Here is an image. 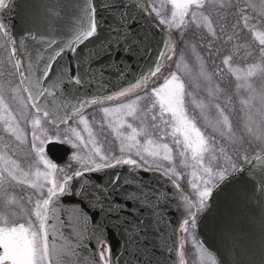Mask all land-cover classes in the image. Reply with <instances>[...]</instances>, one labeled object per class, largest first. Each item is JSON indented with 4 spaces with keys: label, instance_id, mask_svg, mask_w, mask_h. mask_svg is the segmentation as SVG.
<instances>
[{
    "label": "snow or ice",
    "instance_id": "obj_1",
    "mask_svg": "<svg viewBox=\"0 0 264 264\" xmlns=\"http://www.w3.org/2000/svg\"><path fill=\"white\" fill-rule=\"evenodd\" d=\"M171 4V16L162 12L155 4L150 10H146L143 4L136 5L148 15L152 13L158 18V25L166 26L167 29H177L181 32V39L187 30L195 26L196 28H207L208 33L215 40L217 38L216 29L213 27L214 19H211L213 12L228 13L236 24L232 25L233 33L236 35L237 27L248 29L250 33L254 32L258 27L264 29V0H248L246 7L251 9L255 15H249L245 12V7H241L237 0H221L218 4L217 0H169ZM6 7L5 0H0V9ZM95 7L90 2L88 11L83 22L76 29L70 40L58 43L55 39H47L43 36H32L33 47L28 49L25 46V40L20 39L19 42L8 32L5 25L0 24V38L4 43L0 44V48L7 53V59L3 61L4 65H11L8 75L13 79L18 75L20 83L13 91L27 92V101H30V107L35 109L37 114L43 115L44 122L51 121L53 128L59 129L60 125H64V130L56 131L52 136L45 135L40 119L33 122L32 148L35 157L43 164L45 171L41 173L37 171L35 178L30 174L24 173L19 169L15 161L6 160L3 167H0V184L3 182L16 181L28 186L35 191L36 199L30 216H34V220L29 218L25 223H18L14 213H11L5 204L0 209L3 215L0 216V264H66L68 257H75L73 264H114L112 251L106 241L100 240L97 245V260L86 259L79 255L78 249L85 245L88 236L94 235L102 226L99 224H91L90 217L83 210L79 209L76 216L75 245H72L66 237H64L61 229L64 221L60 219V197L70 191L71 183L75 180H81L82 188L77 189V195L85 196L90 204L100 209L106 218L119 219L120 209L112 202L109 188L97 185L91 191H84L83 186L88 184L85 179L87 174L96 171H102L117 168L123 165L134 166V169L143 170H160L163 161H171V149L167 143H160L150 139L153 131L164 132L167 126H171V136L175 139V143L179 147L183 144V150L180 155L185 157L187 165V153L191 151L193 168H203L204 176L200 177V182L193 179L191 183L192 198L180 193L181 199L185 206L192 209L189 217L185 219L179 226V230L184 233L190 232L191 228L196 227L197 214L206 207V200L211 196L212 190L226 176L235 171L241 170L237 164L229 161V167H225L220 171H214L213 166L204 167L202 161V153L207 151V141L196 128L195 124L188 117L185 109V96L191 93L185 92V84L180 76L171 73L169 78L165 79L162 87H152L149 91V83L152 78H156L164 68L165 61H171L175 54V48L171 44L170 39H165L160 50L155 55V60L151 68L143 73L134 83L122 88L121 90L109 95H97L89 99L73 101L68 99L60 92V82H51L49 80L53 65L63 56L66 50L73 53L87 41L92 40L97 35L98 25L95 19ZM118 23L124 25L127 23L126 14L122 13ZM224 33L223 27L220 29ZM128 33L121 32L119 40L127 41ZM232 36L228 37L230 41ZM132 43H135L133 41ZM225 43V42H221ZM259 57L261 61L260 76L264 77V34L258 35ZM11 45V47H9ZM104 48H108L109 44L105 43ZM212 43H209V56L213 55ZM125 51H129V47H125ZM20 52V55L17 53ZM220 49H217V53ZM26 57L27 63H24ZM231 57L226 56L223 60L224 65H228ZM255 65L249 67L245 71L240 69H230L235 75L237 81L246 82L255 74ZM124 73H121L123 76ZM204 78L211 84L212 76L207 73ZM72 81L79 85L81 78L79 76L71 77ZM244 83H238L237 88H243ZM11 88V82L7 87L0 89V110L5 115H11L7 107L6 99L8 90ZM251 92V87L248 88ZM218 91V89H217ZM211 96L212 93L210 92ZM134 97V98H133ZM121 98L127 100L124 102ZM59 100L62 105V113L49 109V104ZM108 101H119L113 107H103L102 112L104 121L108 128L115 133L116 139L120 143V154L115 155L111 149L103 146V141L96 138L92 130L88 118L85 116V109L92 105L104 104ZM142 102H150L151 107L145 111L141 107ZM259 140L264 145V90L259 95ZM247 104L251 110V104L245 100L241 102ZM158 108V112H155ZM222 121H217V126L221 129L228 124L227 116H224L223 110L216 105ZM150 119L151 126H147L145 121ZM167 115V119L165 118ZM3 119V117H0ZM139 121V127L128 122ZM77 123V127H70L68 121ZM3 119L5 130L16 140H21V130L15 122ZM93 124L95 121L92 122ZM82 125L81 130H77ZM103 127V125H101ZM130 129V132H124L122 129ZM249 131L255 135L258 131L256 127H252ZM83 133H87L84 136ZM230 134V130H229ZM182 136V141L179 137ZM141 137L147 141L149 147H145L141 143ZM64 144H70L72 148L78 152H84V156L73 154L70 159L76 160L80 164V168L73 169L68 165L65 168L58 169L57 164L53 163L45 155V144L51 140ZM163 135L161 136V140ZM223 152V149L221 150ZM138 157V159L133 158ZM258 166L264 168V147L259 156L255 158ZM245 163H250L248 157L245 156ZM146 166V167H145ZM65 169H68L67 171ZM132 169V170H134ZM169 169H163V175H169ZM172 175L179 179V174L171 170ZM70 173V174H69ZM195 176V173H193ZM206 177V178H205ZM118 179V177L116 178ZM173 186L179 191L180 185L176 180H170ZM113 184L116 180H113ZM128 183V181H125ZM131 198L138 200L142 205H146L153 209L152 216L154 223H166L160 215L159 204L166 198V193L162 191L146 190L141 188L138 192L129 193ZM32 203V198L29 197ZM51 221V223H49ZM128 227L123 231L127 236L126 243L136 242L137 238L143 233L144 221L137 220L136 223L131 221ZM52 237L51 241L49 237ZM57 241H60L59 243ZM180 247H183V239L180 240ZM215 264V261H213Z\"/></svg>",
    "mask_w": 264,
    "mask_h": 264
},
{
    "label": "water",
    "instance_id": "obj_2",
    "mask_svg": "<svg viewBox=\"0 0 264 264\" xmlns=\"http://www.w3.org/2000/svg\"><path fill=\"white\" fill-rule=\"evenodd\" d=\"M90 2L95 7L97 35L80 45L75 53L66 50L53 65L49 77L51 82L59 81L61 94L74 102L113 94L129 86L151 68L165 39L175 46L172 31L158 27L147 12L136 6L143 4L147 10L143 0H8L6 7L0 9V24L6 26L17 42L24 39L28 49L33 47L32 36L62 43L73 37ZM122 13L127 19L124 25L118 23ZM124 31L128 33L127 41L121 42L119 36ZM105 43L108 48L103 47ZM126 46L129 51L124 50ZM23 62L27 63L26 57ZM73 76H79L81 84H75ZM24 93L27 98V92ZM49 109L63 111L59 100L49 104ZM45 151L58 169L71 167L69 144L53 139L45 144ZM260 154L249 158L250 163L237 164L241 170L229 172L212 190L207 207L197 220V240L214 254L218 264H264V168L255 160ZM132 169L134 166L123 165L85 177L88 184L83 186L84 191L97 185L109 188L112 202L120 209L119 219L106 218L85 196L77 195L83 182L73 181L70 191L60 197L64 237L75 245L74 225L81 209L90 217L91 224L102 226V231L98 229L88 236L81 251L78 249L81 257L97 260V245L104 240L111 248L114 264H181L179 226L192 209L185 206L180 193L189 196L188 193L181 187L178 191L170 182L175 179L164 176L161 170ZM141 188L167 194L159 204L166 223H154L153 209L128 195ZM138 219L145 222L144 231L136 242L126 243L123 231L128 227L126 222L136 223ZM74 261L75 257H68L66 264Z\"/></svg>",
    "mask_w": 264,
    "mask_h": 264
},
{
    "label": "rangeland",
    "instance_id": "obj_3",
    "mask_svg": "<svg viewBox=\"0 0 264 264\" xmlns=\"http://www.w3.org/2000/svg\"><path fill=\"white\" fill-rule=\"evenodd\" d=\"M147 9L150 10L153 4H155L162 12L171 16V4L169 0H143ZM7 0H5L6 4ZM221 0H217L219 4ZM248 0H237V3L241 7H245L246 14L255 15L246 7ZM152 19L158 23V18L154 13L150 15ZM211 19L216 18L219 20L220 14L217 16L212 15ZM215 21V20H214ZM216 22V21H215ZM161 28H166V26L159 25ZM195 27V26H193ZM213 27L218 31V26L213 24ZM221 27L222 24H221ZM219 28V30L221 29ZM196 29V27H195ZM200 31H203L206 35V40L213 39L211 34L208 33L207 28H199ZM170 30V29H169ZM248 31V29H245ZM174 34V45H175V54L172 57L171 61H166L164 68L161 73L158 74L156 78H152L149 83V91H151L152 87H162L165 83V79L169 78L171 73H176L180 76L181 80L185 84V92L191 93V95L185 96V109L188 117L195 124L196 128L201 132L207 143L208 150L202 153L203 156V165L204 167L211 166L209 164V157L211 156V152L213 150L211 142L209 139H212L215 142H222V144H235L238 145L241 140H246L248 143L254 147L255 151L262 152V147L259 140V127H260V116H259V95L261 91L264 90V77L260 76L261 70V61L260 57H255L249 55L250 47L254 48L256 42L258 43V35L264 34V29L257 28L254 32L251 33V37L245 39L242 43V48H245L246 51L243 52V55H240L239 58L232 57V55H226L231 57L228 65L222 64L216 65L217 69L214 67L213 71H218L217 74L221 77V74H226L227 77H230L231 88L226 89L221 83L218 85L217 83H213V79L211 84L204 78V74L207 73L211 75V72L207 69L206 59L204 56L200 55L196 51V46L193 40L188 36V33L185 34L184 39H181V32L177 29H171ZM189 32V30H187ZM186 31V32H187ZM205 40V41H206ZM180 41V47H178V42ZM4 41L0 38V44H3ZM206 43V42H204ZM208 44V43H206ZM10 47V46H9ZM223 57V60L225 59ZM7 59V53L0 48V65L4 64L3 61ZM256 59L258 61L256 62ZM255 65L254 72L255 74L246 82L237 81L235 75L230 69H240L241 71L247 70L249 67ZM2 76V75H0ZM11 82V88L8 90L7 94V107L10 110L11 115H5V113L0 110V117L3 119H8L10 122L12 118L15 117V123L18 124L19 129L21 130V140H16L15 136H12L9 132L5 130V125L3 123V119H0V167H3L6 160L15 161V164L18 165L19 169L24 173L30 174L33 178H35V173L40 171L43 173L45 171L42 163L38 161V158L35 157V152L32 148V133H33V122L35 119L41 120L40 127L42 128L45 135L52 136V134L56 131H63L64 125L60 126L59 129L53 128L52 125L47 126L45 124L44 117L41 113L35 114L31 113V109L27 104V100L24 97V93L20 91H13L12 89H16L19 85L18 79L10 80L3 79L0 77V89L7 87ZM236 82V83H235ZM238 83H244L243 88H237ZM216 86V89L213 86ZM218 85V86H217ZM251 87L252 91L250 92L248 88ZM218 89V91H217ZM212 93L210 96L209 93ZM134 98V97H133ZM124 102H127L124 98H121ZM249 101L251 104V110H249L247 104H242V101ZM119 101H108L104 104H98L97 106L91 107L87 112H85L86 118H88L90 124H92V130L94 134H96V138L103 141V146L105 148L111 149L112 153L115 155H119L120 151V143L119 140L116 139L115 133L111 131L112 138L109 139L104 134L100 133L96 123L101 125L102 123L106 125L104 121V115L102 112L103 107H113ZM216 105H219V108L223 110L224 116L228 118V124L224 125L221 129L217 126V121H222V117L218 112ZM141 107L147 111L148 108L151 107L150 102H142ZM158 112V108L154 110ZM150 116V115H149ZM168 118L167 115L165 117ZM95 121L93 124L92 122ZM128 122L134 124V126L139 127V121H132L129 119ZM70 127H77V123L74 121H70L68 123ZM107 126V125H106ZM252 127H256L258 129L257 133L253 135L249 129ZM83 128L82 125L78 127L77 130H81ZM230 130V134H229ZM124 132H130V129H122ZM161 133V131H158ZM163 133H166L161 140V135H151L150 139H153L160 143H167L171 149L172 160L171 161H163L160 163L163 169H169V175L173 177L176 182L181 186L183 190H185L189 197L192 198V187L191 181L195 179L197 182H200V177L204 176L203 168H193L192 164L195 161L192 160V153L189 151L187 153V165L185 164V157L180 155V152L183 150V144L178 147L175 143V139L171 136V126H167ZM84 136H87V133H83ZM182 141V136L179 137ZM141 143L144 144L145 147H149L147 145V141L141 137ZM70 145V144H69ZM232 145V146H235ZM71 146V145H70ZM73 154H78L80 156H84V152H78L77 149L72 148L69 154V159ZM45 155L48 159H50L46 152ZM244 156V155H243ZM133 158L138 159L133 155ZM73 169L80 168V164L77 163L76 160H71ZM53 162V161H52ZM54 163V162H53ZM146 167V166H145ZM171 170H174L175 173L179 174V179L175 175H172ZM195 173V176L193 175ZM70 174V173H69ZM206 178V177H205ZM7 184H11L12 187L15 188H25L26 192H32L35 194L34 189L30 188L28 184H21L16 181L11 182H3ZM2 183V184H3ZM1 185V184H0ZM21 188V189H22ZM11 192V191H10ZM7 192L3 195L4 191L0 190V209H2L5 204L7 205L9 211L15 214L16 221H18L19 217L24 216V212L26 208H23L21 205L9 203L6 200L12 201L10 197L8 198L9 193ZM2 195V196H1ZM36 199V196H34ZM7 203H4V202ZM208 200H206V204ZM27 212V211H26ZM25 212V213H26ZM202 212V211H201ZM199 212L197 214V218L200 215ZM3 215V212L0 211V216ZM2 223V221H0ZM195 228H191L190 232L184 233L181 232V239H183V264H217V261L212 253L207 252L202 248L199 244L196 235Z\"/></svg>",
    "mask_w": 264,
    "mask_h": 264
},
{
    "label": "trees",
    "instance_id": "obj_4",
    "mask_svg": "<svg viewBox=\"0 0 264 264\" xmlns=\"http://www.w3.org/2000/svg\"><path fill=\"white\" fill-rule=\"evenodd\" d=\"M222 19H223L222 26L224 29V33H221L218 27L217 38L215 40L211 39V40H208L207 42L206 35L204 34V32L200 31L199 28L195 29V27H193L192 29L189 30V32L187 31L186 33H188V36H190V38L195 43L196 51L200 55L204 56V58L206 59L207 69L208 71L211 72V76L213 79L212 82L217 83L218 85L223 83L222 86L226 89H229L231 88L230 77H227L226 74H221V77H219L217 74L218 71H215L217 69L216 65L222 64L223 57H225V54L232 55V57H236V58H239L240 55H243V52L246 51V49L242 48V43L245 39L251 37V33L249 32V30L247 31L245 29L241 31V28L237 27L235 29L236 35H232L233 33L232 25L236 24V20L233 19V17L228 13H223ZM229 36H232V39L230 41L228 40ZM222 41L225 43H221ZM209 43H212L213 45L212 47L213 55L212 56H209V51H208ZM178 47H180V41L178 42ZM246 47L248 49L249 55L252 54V56H255V57L259 56V44L257 42L254 48L250 47L251 50H249L248 46ZM217 49H220L219 53H217ZM257 61L258 59H256V62ZM214 67L216 69L213 71ZM212 86L213 88L216 89V86L214 85ZM30 111L31 113H35L32 110ZM45 124L47 126H50L49 122ZM145 124L149 127L151 126L152 121L150 119V116L148 120L145 121ZM101 125H103V127H101ZM101 125L96 123V126L98 127L100 133L104 134L109 139H111L112 138L111 131L107 128L105 124L102 123ZM165 134L166 133H162V132L160 133L158 131H153L152 133V135H161V136L162 135L164 136ZM209 142H211L212 144L211 146L213 148L210 154L211 156L209 157V164L213 166L214 171H220L224 169L225 167H229V163H228L229 161L238 164L245 160V156L250 158L257 153V151L253 149L254 147H252L249 144L250 142L248 143V141L246 140H241V142L238 145L232 144L235 146H232L229 144L225 145V144H222V142L221 143L215 142L212 139H209ZM222 149H223V152L221 151Z\"/></svg>",
    "mask_w": 264,
    "mask_h": 264
},
{
    "label": "flooded vegetation",
    "instance_id": "obj_5",
    "mask_svg": "<svg viewBox=\"0 0 264 264\" xmlns=\"http://www.w3.org/2000/svg\"><path fill=\"white\" fill-rule=\"evenodd\" d=\"M220 14V17L222 18V15H223V13H218V12H213V17L214 16H217V15H219ZM249 15H250V11H249ZM219 19V20H217L216 18H213L215 21H214V23H215V26L217 25V26H219V25H221L222 24V19ZM10 46V45H9ZM11 47V46H10ZM8 69V70H10L11 69V65L9 64V65H7V66H5L4 64L2 65H0V75H2V76H0V77H3V79H8V81H10V80H15V79H18V75L13 79L11 76H9L8 75V71H6L5 69ZM22 187H20V188H15V187H12L11 186V184H7V183H3V184H1L0 185V190L1 191H4V193H3V195H5L7 192H10L9 193V195L10 196H8V198L10 197V199H12V201H9V200H6L7 202H9V203H13V204H17V205H21L23 208H26L25 209V212L23 213L24 214V216H22V217H19V219H18V223H25L26 222V220L27 219H29V218H31V219H35L34 218V216H30V213H31V211H32V209H33V207H34V201H35V198H34V196H35V194L34 193H28V192H26V189L25 188H22ZM2 196V195H1ZM29 197H31L32 198V203H30L29 202ZM4 202V203H7V202ZM199 217V216H198ZM198 219V218H197ZM195 232H196V227H195ZM196 235V234H195ZM200 244V243H199ZM201 245V244H200ZM202 246V245H201ZM181 248V252H182V264H183V254H184V252H183V247H180ZM202 248L204 249V250H206L203 246H202ZM207 251V250H206ZM207 252H209V251H207ZM210 253V252H209Z\"/></svg>",
    "mask_w": 264,
    "mask_h": 264
}]
</instances>
